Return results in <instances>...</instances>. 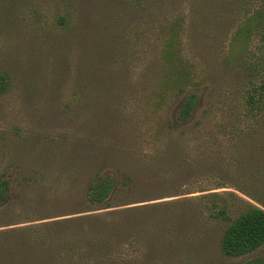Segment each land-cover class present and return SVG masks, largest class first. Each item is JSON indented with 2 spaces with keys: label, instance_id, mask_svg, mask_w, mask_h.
I'll use <instances>...</instances> for the list:
<instances>
[{
  "label": "rangeland",
  "instance_id": "374dc122",
  "mask_svg": "<svg viewBox=\"0 0 264 264\" xmlns=\"http://www.w3.org/2000/svg\"><path fill=\"white\" fill-rule=\"evenodd\" d=\"M2 77L0 264H264L224 254L210 215L264 203V0H0ZM109 213V251L74 260L71 220Z\"/></svg>",
  "mask_w": 264,
  "mask_h": 264
},
{
  "label": "trees",
  "instance_id": "16d2710c",
  "mask_svg": "<svg viewBox=\"0 0 264 264\" xmlns=\"http://www.w3.org/2000/svg\"><path fill=\"white\" fill-rule=\"evenodd\" d=\"M171 46L172 44L164 51L166 56L174 52ZM166 78L169 79V82L177 91L176 94L183 93L186 90L187 84L192 83L188 72L183 68L179 69L175 66L170 67V73L167 74ZM7 82L6 77L1 78L0 90H4L8 84ZM198 101L199 97L194 92L184 98L179 109V119L181 121L186 122L191 119ZM116 182L115 177L109 174L94 179L90 185L89 201L96 205L107 204V200L116 188ZM8 186L9 181L0 178V204L7 197ZM210 196H216L217 198L220 195L215 193ZM222 201L223 199H221ZM214 205L216 209L210 215L216 219L229 222L221 237V248L224 254L228 256H241L253 252L264 244V203L262 206L250 203L235 217L230 215L229 206L226 201L223 203L224 206L215 203V201ZM113 215V213H109V216L89 215L71 220V226L74 228L75 236L77 237L73 240V247L71 249L73 256L78 257L74 258V260L80 259L81 261L84 257L83 253L90 251L95 243L97 245H104L106 250L109 251L112 242L105 239L108 231L102 227V223L109 222L107 220ZM119 218H121V225L123 224V227H125L130 226V223L134 222L138 216L136 215V210H131L119 213L114 219ZM117 228L119 231V224Z\"/></svg>",
  "mask_w": 264,
  "mask_h": 264
}]
</instances>
